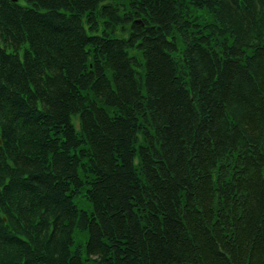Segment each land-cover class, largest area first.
Returning a JSON list of instances; mask_svg holds the SVG:
<instances>
[{"label":"trees","instance_id":"obj_1","mask_svg":"<svg viewBox=\"0 0 264 264\" xmlns=\"http://www.w3.org/2000/svg\"><path fill=\"white\" fill-rule=\"evenodd\" d=\"M0 264H264V0H0Z\"/></svg>","mask_w":264,"mask_h":264}]
</instances>
